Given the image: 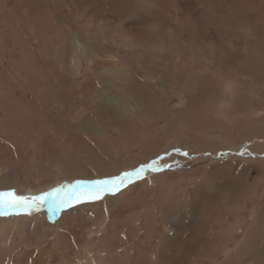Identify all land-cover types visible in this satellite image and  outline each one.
I'll list each match as a JSON object with an SVG mask.
<instances>
[{"label":"rangeland","instance_id":"rangeland-1","mask_svg":"<svg viewBox=\"0 0 264 264\" xmlns=\"http://www.w3.org/2000/svg\"><path fill=\"white\" fill-rule=\"evenodd\" d=\"M68 57L80 75L69 72ZM0 86L7 105L27 111L0 107V117L41 118L10 130L36 136V163L51 172L39 177L27 150L12 165L25 169L31 188L10 191L37 196L162 157L171 167L105 196L136 186L120 208L132 202L136 212L156 211L159 230L177 236L162 264H264V0H0ZM91 158L99 159L94 170ZM171 185L164 225L155 209ZM237 185L247 196L239 211L226 209ZM101 201L61 209L52 230L73 211L67 222L82 235L75 209ZM221 224L238 230L218 239L211 230ZM241 239L229 260L222 244L230 253Z\"/></svg>","mask_w":264,"mask_h":264},{"label":"bare ground","instance_id":"bare-ground-1","mask_svg":"<svg viewBox=\"0 0 264 264\" xmlns=\"http://www.w3.org/2000/svg\"><path fill=\"white\" fill-rule=\"evenodd\" d=\"M77 51L81 56H84V47L80 44H77ZM70 65L69 70L73 76L79 74V66L73 61L70 62ZM37 66L39 67L41 65L37 64ZM26 73H28V69ZM37 74L40 78H44V73L41 69H38ZM16 79H19V77L16 76ZM4 90L0 86V107H6L8 110L7 113H11L12 115L19 114L18 111H22V113L27 112L16 104V101L14 103L10 102L13 106L10 103V106L7 105V94ZM109 97L105 95L101 97L104 104L111 103L112 99ZM129 114L133 116L131 111H129ZM30 115L31 111L29 113ZM118 117L123 116L120 115ZM40 119V117H18V115L17 117H0L1 192L12 189L21 190L31 188L27 173L24 172L25 169L21 168L20 165H14V163L12 165V161H20L27 150L33 152L29 164L33 167L32 170H36L37 168V175L39 177L46 172L51 173L49 172L50 168L42 169L40 164L36 163L38 156L36 151V143H38L36 136L29 134L24 137L21 133L11 131L12 128L20 130V128L23 129V127H26L27 125L24 122L33 125V122L36 124ZM97 160L99 161V159L91 158L88 161V168L94 170L98 163ZM63 163L66 167V163ZM65 167H61V169L65 170ZM26 170L29 173L32 172L28 168ZM109 175H112V173ZM38 184L35 183V185ZM134 189H136V186L128 188L125 193L116 198L105 197L97 204H84L76 208V211H74H80L82 213L81 218H84L82 219L84 223L83 231H81L82 235L76 231V223L67 222L68 216L66 215L73 211H68V214L66 212V214L64 213L61 216V223L55 231L52 230L50 220L58 216L61 209L53 214L50 206L47 208L44 206L42 208L44 213L38 217L32 215L34 211L30 212L31 216H20L15 214V212L12 215L0 216V264H55L57 259L59 261L58 264H134L136 260L138 263L135 262V264H148L150 263L148 260L153 264H162V259H164L163 256L166 255V251L169 248L170 250L174 249L173 244L176 243L177 236L174 232H169L167 230L168 227H164V232L159 230L156 224V216L154 215L156 211H142L140 207V212H136L132 202L124 203L123 208H120L121 202L125 201L127 197L126 195ZM245 189L238 185L234 187L231 199H226V209H235V211L241 209L239 201L245 192L247 193ZM249 193L251 194L253 191ZM163 194L165 196L163 197L164 204H158L155 210L161 212L163 224L165 225V218L168 210L171 209V206L166 205L165 201L174 196V187L172 185L167 187L166 192ZM245 196L247 195L245 194ZM138 199L140 201L143 198L141 196ZM133 201L135 203V199ZM261 221L262 217L260 216L254 219L247 231V237L255 231L256 226ZM31 225L33 227H30ZM237 230L238 226L232 225L227 227L221 224L211 231L218 233L217 236L219 237L221 235L224 236L225 232L228 235H232ZM245 240L234 241L235 249L230 253L227 244H222L221 252L226 254V257L231 260L233 252L236 250L235 254L237 255L240 247L242 246L243 248ZM58 241L61 244L60 248L57 247ZM111 248H113V251H110V253L109 250Z\"/></svg>","mask_w":264,"mask_h":264},{"label":"snow or ice","instance_id":"snow-or-ice-1","mask_svg":"<svg viewBox=\"0 0 264 264\" xmlns=\"http://www.w3.org/2000/svg\"><path fill=\"white\" fill-rule=\"evenodd\" d=\"M187 156L188 153H182ZM153 159L142 164L132 171H124L119 175L95 180H79L71 185H62L51 192H45L37 196L17 195L15 191L0 192V216L10 215L13 212L19 215L21 212H28L39 209L43 204L48 203L50 210L56 211L71 206L73 203L101 201L108 195H115L123 188L143 178L147 172H161L165 167L160 160ZM63 193V195H61Z\"/></svg>","mask_w":264,"mask_h":264},{"label":"crops","instance_id":"crops-1","mask_svg":"<svg viewBox=\"0 0 264 264\" xmlns=\"http://www.w3.org/2000/svg\"><path fill=\"white\" fill-rule=\"evenodd\" d=\"M16 32H17V30H16ZM22 50V54H24V53H27L28 51H25V49L23 48V49H21ZM69 58V57H68ZM71 58H69V65H70V62H71V60H70ZM39 64H41V63H39ZM35 66H37V63L35 64ZM70 67V66H69ZM69 67H68V69H69ZM28 71H29V69H28ZM69 72H70V70H69ZM71 73V72H70ZM72 74V73H71ZM78 75H80V74H77L76 76H78ZM76 76H73V77H76Z\"/></svg>","mask_w":264,"mask_h":264}]
</instances>
